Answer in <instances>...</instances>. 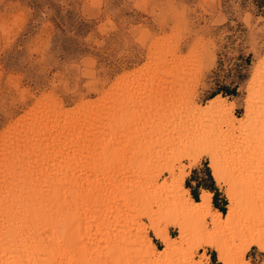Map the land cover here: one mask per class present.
<instances>
[{
    "label": "bare ground",
    "instance_id": "obj_1",
    "mask_svg": "<svg viewBox=\"0 0 264 264\" xmlns=\"http://www.w3.org/2000/svg\"><path fill=\"white\" fill-rule=\"evenodd\" d=\"M171 69L173 79L140 87L130 75L71 114L41 104L10 128L0 151V264H209L205 250L194 256L204 248L219 264H249L252 248L264 254V63L245 119L224 100L193 110L194 78ZM203 156L224 187L225 214L212 192L195 202L184 186Z\"/></svg>",
    "mask_w": 264,
    "mask_h": 264
},
{
    "label": "rangeland",
    "instance_id": "obj_2",
    "mask_svg": "<svg viewBox=\"0 0 264 264\" xmlns=\"http://www.w3.org/2000/svg\"><path fill=\"white\" fill-rule=\"evenodd\" d=\"M169 60L184 79L194 78L193 110L203 115L224 100L245 119L264 63V0H0V151L10 143V128L34 108L71 114L102 102L130 75L139 87L158 75L173 79ZM157 102L150 103L153 113ZM139 108L147 110L146 101L134 105V114ZM207 163L203 156L195 167L208 177ZM168 232L177 237L173 227ZM202 250L216 257L204 248L194 251L196 261ZM254 250L246 254L249 264L254 257L264 264Z\"/></svg>",
    "mask_w": 264,
    "mask_h": 264
},
{
    "label": "crops",
    "instance_id": "obj_3",
    "mask_svg": "<svg viewBox=\"0 0 264 264\" xmlns=\"http://www.w3.org/2000/svg\"><path fill=\"white\" fill-rule=\"evenodd\" d=\"M201 168L202 166L192 168L189 176L185 179L184 186L189 190L190 195L193 199L194 197L197 198V201H199L201 192L204 191V189L205 191L212 192V206L214 209L219 210L218 208H215L214 201L220 207H224L225 199L223 197V194H221V189L214 181H212L209 177L205 176V174L202 173ZM207 256L209 257V264L217 263L215 255L213 256L212 254L208 253ZM252 262L255 264L257 263L255 257L253 258Z\"/></svg>",
    "mask_w": 264,
    "mask_h": 264
},
{
    "label": "trees",
    "instance_id": "obj_4",
    "mask_svg": "<svg viewBox=\"0 0 264 264\" xmlns=\"http://www.w3.org/2000/svg\"><path fill=\"white\" fill-rule=\"evenodd\" d=\"M207 171H208V177L213 181V179H212V177L210 175L209 169H207ZM194 199L197 201L196 197H194ZM214 206H215V208H218L222 213L225 212V208L224 207H220L215 201H214Z\"/></svg>",
    "mask_w": 264,
    "mask_h": 264
}]
</instances>
